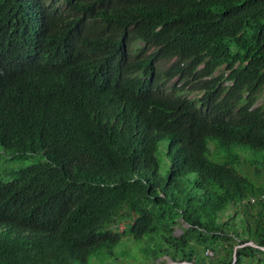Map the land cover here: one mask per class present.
Instances as JSON below:
<instances>
[{"label":"trees","instance_id":"trees-1","mask_svg":"<svg viewBox=\"0 0 264 264\" xmlns=\"http://www.w3.org/2000/svg\"><path fill=\"white\" fill-rule=\"evenodd\" d=\"M263 94L264 0H0V264H264Z\"/></svg>","mask_w":264,"mask_h":264},{"label":"rangeland","instance_id":"rangeland-1","mask_svg":"<svg viewBox=\"0 0 264 264\" xmlns=\"http://www.w3.org/2000/svg\"><path fill=\"white\" fill-rule=\"evenodd\" d=\"M177 81V80H176ZM178 82V81H177ZM177 84H179V83H177ZM189 88V87H188ZM187 88V89H188ZM196 96V94H193L192 95V97H195ZM257 107L258 106H260V107H263L264 108V94L260 97V99L258 100V102H257V105H256ZM215 152H216V149L215 148H212V152H211V156H210V158L212 159V160H217V161H220L221 163H224L226 160H224V159H221V158H219V157H217V156H215ZM38 161V158H33V157H31V158H29V159H27V160H24V161H19V162H16V163H13V162H9L8 164H5V167H7L8 169H10V170H19V169H21V168H23V167H26V166H28V165H30V164H33V163H35V162H37ZM242 170L246 173V174H248L249 175V177H253L254 178V180L256 179L255 178V173H254V168H252V167H250V166H242ZM134 216H136V215H134ZM136 217H133V216H130L129 217V219H128V221H125L123 224H122V228H121V230H126V236H128V232H130V228H131V226L133 225V222H134V219H135ZM178 235L179 234H181V229H178L177 230V232H176ZM208 254L209 255H212V253L211 252H208ZM166 264H172L171 263V261H168Z\"/></svg>","mask_w":264,"mask_h":264},{"label":"water","instance_id":"water-1","mask_svg":"<svg viewBox=\"0 0 264 264\" xmlns=\"http://www.w3.org/2000/svg\"><path fill=\"white\" fill-rule=\"evenodd\" d=\"M249 245L255 246L253 243H250ZM171 261V260H170ZM172 264H176L175 262L171 261Z\"/></svg>","mask_w":264,"mask_h":264},{"label":"built area","instance_id":"built-area-1","mask_svg":"<svg viewBox=\"0 0 264 264\" xmlns=\"http://www.w3.org/2000/svg\"><path fill=\"white\" fill-rule=\"evenodd\" d=\"M254 201H255L254 199L251 200L252 203H254Z\"/></svg>","mask_w":264,"mask_h":264}]
</instances>
